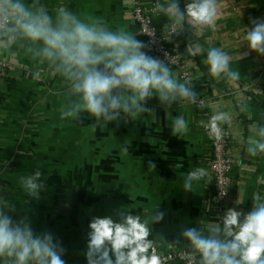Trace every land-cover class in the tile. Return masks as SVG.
I'll return each mask as SVG.
<instances>
[{
  "label": "crops",
  "instance_id": "crops-1",
  "mask_svg": "<svg viewBox=\"0 0 264 264\" xmlns=\"http://www.w3.org/2000/svg\"><path fill=\"white\" fill-rule=\"evenodd\" d=\"M141 1L149 4L154 0ZM42 2L50 9L63 5L92 16L110 29H123L142 41L126 0ZM190 2L177 0L182 13ZM218 5L214 29L192 28L187 19L183 21L189 34L182 40L181 54L189 70L188 85L196 97L211 87L213 95L220 96L212 99L209 110L230 116L222 126L234 138L240 160L232 170L230 208L247 213L255 196L264 199V154L252 156L247 151L257 138L255 126L264 124V55L250 50L243 37L253 21H264V0H218ZM170 19L174 18L162 12L156 25ZM196 45L204 51L193 55L189 49ZM211 47L229 55L239 80L210 73L204 60ZM0 57L10 71L8 82L0 86V187L12 205L9 215L14 219L26 215L35 231L53 233L63 246L66 264H86L88 224L94 217L115 220L122 210L141 219L165 213L162 221L150 224L148 237L162 253L187 249L180 236L186 228L207 229L218 222L210 199L212 175L205 161L209 140L201 107L188 101L164 106L153 97L146 102L152 114L127 123L111 122L104 130L93 131V120H60L66 90L59 78L46 74L36 78L37 72H44L43 66L27 59L20 48L15 49L14 57ZM170 68L178 80L185 81L177 69ZM233 90L236 92L229 94ZM178 117L187 122L182 134L171 130ZM124 146L127 152L122 151ZM150 162L155 164L151 171ZM195 167L204 168L207 175L194 183L193 191L185 192L181 177ZM34 170L45 178L39 201L26 200L17 184L20 175Z\"/></svg>",
  "mask_w": 264,
  "mask_h": 264
},
{
  "label": "clouds",
  "instance_id": "clouds-1",
  "mask_svg": "<svg viewBox=\"0 0 264 264\" xmlns=\"http://www.w3.org/2000/svg\"><path fill=\"white\" fill-rule=\"evenodd\" d=\"M160 11L173 17L181 28L187 19L192 28H215L219 15L218 0H191L182 13L177 0H167ZM243 39L250 50L264 55V21H253ZM20 48L30 61L42 65L44 72L36 78H59L66 90V102L60 120L90 119L93 131L104 130L111 122H129L152 114L146 102L153 97L160 105L178 101L194 102L196 93L187 81L176 78L168 62L149 55L146 45L123 29H110L92 16L77 14L59 5L50 9L42 0H0V56H15ZM195 55L203 52L199 45L190 48ZM204 63L215 77L240 79L230 67L229 55L211 47ZM230 120L225 112L210 117L209 129L217 139L219 124ZM187 122L176 118L173 133L182 134ZM256 139L248 146L252 156L264 154V124L255 126ZM128 141H125V145ZM127 152V147H122ZM179 167V165H177ZM155 168L149 163V171ZM207 175L195 167L184 174L182 189L193 191L194 183ZM40 170L20 175L19 190L25 199L39 201L45 190ZM0 187V264H66L64 249L50 231L34 230L26 215L14 219L12 205ZM226 192L221 193V195ZM165 213L141 219L124 210L118 219L94 217L88 224L86 264H159L153 241L148 239L150 224L159 223ZM186 242L190 264H264V199L253 198L251 211L242 213L229 208L218 222L207 229L186 228L180 233Z\"/></svg>",
  "mask_w": 264,
  "mask_h": 264
},
{
  "label": "built area",
  "instance_id": "built-area-1",
  "mask_svg": "<svg viewBox=\"0 0 264 264\" xmlns=\"http://www.w3.org/2000/svg\"><path fill=\"white\" fill-rule=\"evenodd\" d=\"M130 10V17L138 29V35L146 45L145 51L154 57L168 62L169 66L179 71V75L185 81L190 79L187 63L182 59L181 44L187 37L188 27L182 22L181 28L175 19H170L160 26L156 25V18L162 13V6L157 0L149 4L141 0H126ZM10 75L9 64L0 57V86L8 82ZM205 79V78H204ZM203 79V80H204ZM211 87L201 97H196L192 104L201 107V116L205 123L209 140V150L206 156V165L212 175L210 199L214 204V212L217 213V220L231 207V187L234 182L232 170L239 164L240 160L236 153V142L231 134L219 124L221 136L219 139L211 133L208 125L214 113L209 110L212 99L219 97L213 95ZM233 90L229 94H234ZM226 194L221 195V193ZM154 253L159 257V264L178 262L179 264H190V257L186 255L187 249H174L162 253L156 246ZM194 264V262H192Z\"/></svg>",
  "mask_w": 264,
  "mask_h": 264
}]
</instances>
